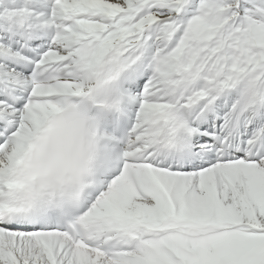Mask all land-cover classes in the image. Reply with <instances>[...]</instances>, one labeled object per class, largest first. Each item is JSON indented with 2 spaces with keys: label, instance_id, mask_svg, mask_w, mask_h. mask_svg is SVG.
<instances>
[{
  "label": "snow or ice",
  "instance_id": "obj_1",
  "mask_svg": "<svg viewBox=\"0 0 264 264\" xmlns=\"http://www.w3.org/2000/svg\"><path fill=\"white\" fill-rule=\"evenodd\" d=\"M0 264H264V0H0Z\"/></svg>",
  "mask_w": 264,
  "mask_h": 264
}]
</instances>
